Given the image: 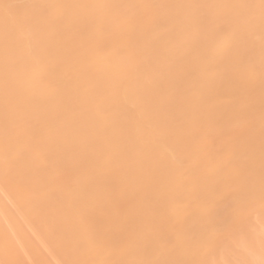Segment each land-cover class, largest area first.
I'll list each match as a JSON object with an SVG mask.
<instances>
[{"label": "bare ground", "instance_id": "6f19581e", "mask_svg": "<svg viewBox=\"0 0 264 264\" xmlns=\"http://www.w3.org/2000/svg\"><path fill=\"white\" fill-rule=\"evenodd\" d=\"M0 264H264V0H0Z\"/></svg>", "mask_w": 264, "mask_h": 264}]
</instances>
